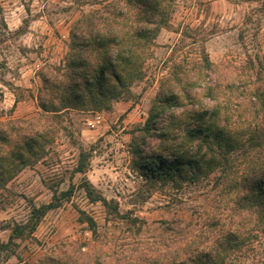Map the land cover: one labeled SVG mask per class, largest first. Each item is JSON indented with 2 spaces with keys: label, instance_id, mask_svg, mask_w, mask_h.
<instances>
[{
  "label": "trees",
  "instance_id": "obj_1",
  "mask_svg": "<svg viewBox=\"0 0 264 264\" xmlns=\"http://www.w3.org/2000/svg\"><path fill=\"white\" fill-rule=\"evenodd\" d=\"M176 2L103 0L73 22L63 62L38 70L43 88L37 93V115L0 119V201L6 183L43 155L70 109L108 107L112 97L143 77L156 31L170 25ZM203 40L195 60L173 62L162 78L148 117L137 129L142 141L132 151L134 168L151 189L169 185L182 192L203 183L206 189L191 196L200 202L190 206L188 219L160 220L161 232L151 240L140 239L121 255L90 247L80 264L244 263L251 259L253 242L264 240V51L242 64L215 63ZM251 114L256 119L249 121ZM147 138L157 139L156 154L144 152ZM76 169L84 171L82 160ZM82 187L90 201H101L112 208V216L142 230L144 220L120 213L89 182ZM52 190L54 199L32 206L28 221L16 224L0 248L32 232L48 210L59 206ZM87 219L95 233V221ZM42 264L77 263L47 256Z\"/></svg>",
  "mask_w": 264,
  "mask_h": 264
},
{
  "label": "rangeland",
  "instance_id": "obj_2",
  "mask_svg": "<svg viewBox=\"0 0 264 264\" xmlns=\"http://www.w3.org/2000/svg\"><path fill=\"white\" fill-rule=\"evenodd\" d=\"M101 1L0 0V119L37 115V93L43 88L38 70L63 62L70 26ZM169 24L156 31L141 79L112 97L108 107L70 109L56 124L43 155L6 183L0 201V243L8 242L16 224L28 221L32 206L54 199L52 189L59 206L48 210L32 232L25 231L23 237L0 248V264H42L47 256L80 264L90 247L121 255L140 239L159 234L160 220L191 216L190 206L200 202L191 196L206 187L199 183L182 192L169 185L151 189L134 168L133 145L142 141L137 129L148 117L172 63L195 60L203 37L202 44L215 63L229 59L242 64L248 56L264 51V0H177ZM249 118L256 119L254 114ZM157 142L147 138L141 146L146 154H156ZM80 160L83 172L76 169ZM84 182L116 204L120 213L144 220L142 230L112 216V208L101 201H90ZM68 189V195L61 194ZM88 217L95 221V233ZM249 252L251 259L234 264L254 260L264 264V240H255Z\"/></svg>",
  "mask_w": 264,
  "mask_h": 264
},
{
  "label": "built area",
  "instance_id": "obj_3",
  "mask_svg": "<svg viewBox=\"0 0 264 264\" xmlns=\"http://www.w3.org/2000/svg\"><path fill=\"white\" fill-rule=\"evenodd\" d=\"M96 117H98V116H96ZM89 124H90V125H93V122H89Z\"/></svg>",
  "mask_w": 264,
  "mask_h": 264
}]
</instances>
